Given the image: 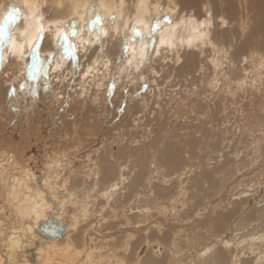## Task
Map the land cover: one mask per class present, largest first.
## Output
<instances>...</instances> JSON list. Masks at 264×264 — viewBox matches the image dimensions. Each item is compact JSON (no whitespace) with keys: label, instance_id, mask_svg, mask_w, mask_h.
I'll return each mask as SVG.
<instances>
[{"label":"bare ground","instance_id":"bare-ground-1","mask_svg":"<svg viewBox=\"0 0 264 264\" xmlns=\"http://www.w3.org/2000/svg\"><path fill=\"white\" fill-rule=\"evenodd\" d=\"M96 1L14 0L22 15L7 33L0 25V264H264V197L253 201L264 187V108L252 99L264 106V0H168L172 21L153 43L144 16L161 0H98L90 29ZM73 79L71 96H89L82 130L67 109L55 118L63 100L51 87ZM107 102L117 116L124 107V143L118 124L101 133ZM218 132L221 142L230 133L224 147ZM48 220L61 236L38 233Z\"/></svg>","mask_w":264,"mask_h":264},{"label":"rangeland","instance_id":"rangeland-1","mask_svg":"<svg viewBox=\"0 0 264 264\" xmlns=\"http://www.w3.org/2000/svg\"><path fill=\"white\" fill-rule=\"evenodd\" d=\"M14 0H5V1H2V2H0V25L2 24V29H3V31H4V33H7V31H8V28H9V20H10V18H12L13 16H15V15H17V13L19 14V15H22V13H23V10H21L22 8H21V6L20 5H18V4H15L14 2H13ZM96 1V0H95ZM97 2H98V0L95 2V3H93L92 5H90V7H89V11H88V13H87V15H86V17H85V21L87 22V24H88V26L90 27V29H92L93 28V26L95 25V23L99 20V18L101 17V13H99V11L97 10L98 8H97ZM161 3H160V7H159V11H158V13H157V11L156 10H150V13L149 14H145V16H144V21H147V22H149L150 23V25L152 26V31H151V33L150 34H148V38H149V41L151 42V43H153L154 41H155V39H156V37H157V35L161 32V30H162V28H163V26H164V24L166 23V22H171L172 21V18H171V16L167 13V9H168V6H169V3H168V0H161L160 1ZM95 5V6H94ZM116 8H117V5H115L114 6V8L112 9V11H110V13H108L107 14V16H106V18H105V20L103 21L104 22V28L106 29V35H109V32H111V29L113 28V26H114V24H115V22L117 21V17H116ZM156 11V12H155ZM212 12L208 9V15H209V19H211L212 18V14H211ZM184 18H183V20H182V18H178V20H179V22H180V25L181 24H186L188 21H189V18H188V16L185 14V11H184ZM36 16H38V17H40V16H42L41 17V25L42 26H45V25H47V22H48V15H47V13L44 11V5L43 4H40V6H39V8H38V10H37V12H36ZM95 16V17H94ZM134 19H135V17L134 16H130V18H129V20H128V22H127V25H126V32H128L129 30H130V28H131V25H132V23H133V21H134ZM2 20V21H1ZM170 20V21H169ZM176 20V22L178 23V20L177 19H175ZM174 20V21H175ZM3 22V23H2ZM64 29H67V28H71V30H72V33H73V37H74V35H76V33H77V30H78V27H79V25L80 24H78V22H77V19H76V16H71L70 18H68V19H66L64 22ZM179 24V23H178ZM178 26V29L177 30H180L182 27L181 26ZM5 27V28H4ZM5 29V30H4ZM40 38H43V36L42 35H40ZM38 39V41H37V44L35 45V47H34V50L33 49H29V48H27L26 49V55H27V57H26V63H27V65L28 66H33V60H34V55L36 54V52L37 51H39V49H40V47H41V44H42V39ZM75 40H74V38L72 39V46L73 47H75V42H74ZM39 42V43H38ZM40 44V45H39ZM225 46V45H224ZM224 46H222V50L225 48ZM73 50H74V48H72ZM215 49V48H214ZM215 50H217V49H215ZM224 52L226 51V49H224L223 50ZM214 57H216V51H214ZM86 60V58L83 60V61H85ZM77 61H75L74 60V62H73V64L74 63H76ZM79 63V62H78ZM78 63H76V64H78ZM257 61H254L253 62V64L256 66L257 65ZM37 64V63H36ZM76 64H74V65H76ZM82 66H83V64L82 63H80V65H79V69H78V72H79V70H81L82 69ZM151 66L154 68V70H155V66H153V64H152V62H151ZM35 67V66H34ZM75 67V66H74ZM145 70V71H144ZM152 70V69H151ZM162 70V69H161ZM148 73V74H147ZM141 74L142 75H144V77L146 78L145 80L146 81H148L149 79H150V76H149V69H144V67L142 68V70H141ZM227 74V73H226ZM73 76H74V79L77 77V72H74L73 73ZM138 77H140L139 75H138ZM68 79L70 78V76H68L67 77ZM233 77L231 76V79H232ZM72 80V81H70V83H68V81L66 82V80H64V81H62L61 83L58 81V83H55L54 85H52V90L53 91H56L57 93H62V105H61V110H59V112H58V114H57V116L55 117L56 119H58V117L60 116V114L61 113H64L63 112V109H67V110H69V112H68V114L70 113L71 115H72V120H71V122L72 123H74V125L77 127V130H82V129H80V127H81V125H82V123H83V120L85 121V119L87 118V117H89V115L91 114V111H90V109H89V107H88V104H87V102H88V100H89V96L88 95H86L85 97H82V98H84V103L83 102H77L78 100H82V98H79V97H77V98H75V97H73V96H71L72 95V93H73V91H75V89H74V86H73V84L75 83V80ZM171 79V78H170ZM8 81H9V79L8 78H6V79H4V86L5 85H7L8 84ZM142 81V80H141ZM143 82V81H142ZM187 83V82H186ZM14 83L12 82V86H14L13 85ZM68 84V85H67ZM143 84V83H142ZM187 86H189L188 84H186ZM234 85V84H233ZM67 86H68V89H67ZM160 87H162V86H160ZM164 88H165V86H163ZM196 89L198 90V87H196ZM70 90H72V91H70ZM77 90V89H76ZM189 90V89H188ZM43 93V92H42ZM143 93V92H142ZM41 94V93H40ZM140 94H141V92H140ZM84 96V95H83ZM55 97V96H54ZM72 98H73V101L71 102V100H72ZM75 98V99H74ZM79 98V99H78ZM87 98V99H86ZM134 98V96H132L131 97V99L130 100H132ZM163 98V97H162ZM68 99H71L70 101H67ZM255 102H257L258 101V105H260V106H262V108H264V106H263V104L261 105V100L259 101V100H256V97H255V99H254V97L252 98ZM46 100V99H45ZM77 100V101H76ZM242 101H243V104L245 105L246 104V101H245V99H241ZM262 100H264V99H262ZM74 101L76 102V103H74ZM109 101H112V99H111V97H110V99H109ZM152 101H153V99H151V103H152ZM67 102V103H66ZM51 103V102H50ZM150 103V104H151ZM254 103V102H253ZM78 104V105H77ZM130 104H131V102H130ZM44 107H46L47 108V106H44ZM253 107H254V105H253ZM259 107V106H258ZM123 108L124 107H122V109H121V112H120V116H117V112L115 111L116 109H115V105H114V103H106V109L105 108H101L103 111H104V116H105V118H108L107 120L108 121H106L107 122V124H108V126L105 128V130L103 131V132H101V133H106V131H107V128H110L111 126H115V125H119L121 128H122V135H121V137H119V139H121V142L120 143H124L127 139H128V133L126 134V125L124 124V121L126 120V122H127V124H128V121H127V119H125V117L124 116H122L121 115V113H123L124 114V111H123ZM150 108V107H149ZM249 108H251V107H249ZM253 109V108H252ZM107 113H106V112ZM129 111L131 112V113H133V112H136V111H133V110H130L129 109ZM125 112H127V110H125ZM181 112V111H180ZM106 113V114H105ZM130 113V115L132 116L133 114H131ZM92 114H94L93 113V111H92ZM107 114H108V117H106L107 116ZM109 114H110V116H109ZM245 114H247V111H245ZM59 115V116H58ZM113 115V116H112ZM120 117V120L118 119ZM60 118H62V117H60ZM78 118V119H77ZM111 119H113V121H115V122H112V124H111ZM70 120V119H69ZM122 120V121H121ZM62 121H64V118H63V120ZM118 121V122H117ZM70 122V121H69ZM80 122H82V123H80ZM97 123L93 126V127H91L90 128V130L91 131H94L95 129V131H97L98 130V133H99V128H98V121H96ZM122 122H123V124H122ZM80 123V124H79ZM87 123H89V122H87ZM85 124V123H84ZM175 125H178V123H176ZM123 126V127H122ZM125 126V127H124ZM79 128V129H78ZM94 129V130H93ZM94 131V132H95ZM219 133L220 132H218L217 134V137L215 136L214 137V142H216V144H217V146H226V144H227V138L230 136V133H227V136L225 137V136H223V142H221V140H222V138L220 137L219 138ZM232 133H234V130H232ZM106 135H108V133L106 134ZM234 135V134H233ZM78 138H79V140H80V135L78 136ZM213 138V137H212ZM235 138L236 137H234L233 139H231L230 140V145H232L234 142H235ZM58 140H59V138H57ZM118 139V138H117ZM225 139V140H224ZM45 140V139H44ZM44 140L41 142V144L43 143L44 144ZM56 141V138H53L52 136H51V138H50V141H48L47 143H53V142H55ZM99 141V140H98ZM2 142V140L0 139V143ZM60 143H63V140H61L60 141ZM95 143H97V141L96 142H92V144L91 145H93V146H95L96 147V144ZM223 144V145H222ZM123 145V144H122ZM19 146H21V144L19 145ZM80 147V148H79ZM221 147H219L218 149H216V150H219ZM81 149V150H80ZM87 149V148H86ZM82 150H84L83 149V147H82V145L81 144H79L78 145V148H77V151L76 150H74V151H76V152H78L79 154L82 152ZM81 151V152H80ZM261 185V187H263V185H264V180H262L261 181V183H260ZM239 187L238 186H236V185H233V187H231L230 189H229V193H228V195H230V194H232L234 191H236L237 189H238ZM232 192V193H231ZM264 195V187L263 188H261V190H260V192H258V194H257V196H256V198H253V201L255 202L256 201V199L258 200V198H259V200L262 198L263 199V196ZM220 204H222V202H220ZM239 221V220H238ZM237 222V221H236ZM222 234H224V233H222ZM219 235H221V234H218V235H216V237H212V239H214V240H219V238L217 237V236H219Z\"/></svg>","mask_w":264,"mask_h":264},{"label":"water","instance_id":"water-1","mask_svg":"<svg viewBox=\"0 0 264 264\" xmlns=\"http://www.w3.org/2000/svg\"><path fill=\"white\" fill-rule=\"evenodd\" d=\"M39 177H38V181H39ZM48 223H46V225L44 224H40L39 228L37 229L38 233H47L46 236H51V237H55L56 235L61 236L62 235V230L60 229V227H57L56 224L54 223L53 220H48Z\"/></svg>","mask_w":264,"mask_h":264}]
</instances>
